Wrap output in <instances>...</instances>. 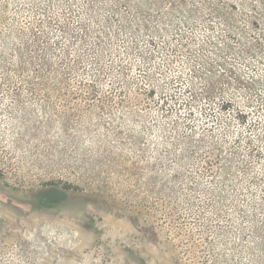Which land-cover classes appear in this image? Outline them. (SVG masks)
Masks as SVG:
<instances>
[{"label": "rangeland", "instance_id": "obj_1", "mask_svg": "<svg viewBox=\"0 0 264 264\" xmlns=\"http://www.w3.org/2000/svg\"><path fill=\"white\" fill-rule=\"evenodd\" d=\"M111 3L0 0V264H264V59Z\"/></svg>", "mask_w": 264, "mask_h": 264}, {"label": "trees", "instance_id": "obj_2", "mask_svg": "<svg viewBox=\"0 0 264 264\" xmlns=\"http://www.w3.org/2000/svg\"><path fill=\"white\" fill-rule=\"evenodd\" d=\"M119 3L123 0H118ZM134 1L136 10L144 20L136 24L127 25L129 38L133 41L140 36L137 27L147 31L142 37H146L151 44L156 38H166L168 32L180 30L190 33L196 45L219 47L220 50H231L227 53L233 56L253 55L264 59V0H124ZM117 0H113L111 7L118 11ZM29 26H17L14 23L4 24L0 21V52L10 54L19 52L23 56L31 58L37 53L30 44L35 42L36 31L26 29ZM199 34V35H198ZM186 39L178 34L177 40ZM212 51L206 49L202 57L212 60ZM37 56L44 57L37 53ZM206 62H208L206 60ZM207 72L204 73V76ZM198 73V72H196ZM234 78L237 83H244L242 75L233 68L226 69L223 76ZM199 76V75H198ZM203 76V77H204ZM202 78V76H201ZM210 75H206V81H202L199 87L200 94L204 97L216 96V86L209 81ZM191 89L195 87V81H188ZM97 84V83H96ZM253 85L252 82L248 86ZM240 89L243 87L240 85ZM156 90V89H153ZM223 104H226L223 101ZM241 114H245L243 110ZM247 114V113H246Z\"/></svg>", "mask_w": 264, "mask_h": 264}]
</instances>
